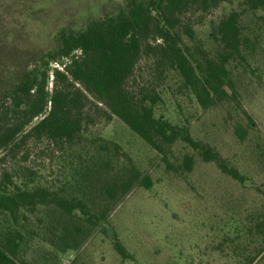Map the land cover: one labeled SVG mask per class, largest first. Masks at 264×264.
Instances as JSON below:
<instances>
[{"label": "rangeland", "instance_id": "1", "mask_svg": "<svg viewBox=\"0 0 264 264\" xmlns=\"http://www.w3.org/2000/svg\"><path fill=\"white\" fill-rule=\"evenodd\" d=\"M124 2L0 0V102L18 67L31 70L35 57L56 48L62 29L81 30ZM231 11L242 13L246 37L244 58L229 64L232 97L203 109L178 71L162 73L154 55L146 52L128 87L136 95L160 94L156 117L188 127L194 139L211 146L245 181L204 162L183 142L163 158L89 97L86 114L92 121L80 140L71 144L18 137L0 152V171L10 173L22 188L45 187L69 200L82 199L93 213L109 207L107 219L91 226L80 210L69 215L55 205L21 210L15 220L0 213V240L8 232L19 235L17 264H239L264 245V235L254 227L264 218V11L248 10L246 0H226L193 16L195 37L187 42L196 58L215 57L219 47L212 29ZM49 66L51 93L54 69L62 68ZM187 154L195 158L191 172L182 169ZM128 158L142 176L151 178L152 186L137 185L112 205L102 186L128 172ZM65 226L79 227L86 236L78 248L62 252L56 244ZM116 236L130 259L115 251ZM254 264H264V251Z\"/></svg>", "mask_w": 264, "mask_h": 264}, {"label": "trees", "instance_id": "2", "mask_svg": "<svg viewBox=\"0 0 264 264\" xmlns=\"http://www.w3.org/2000/svg\"><path fill=\"white\" fill-rule=\"evenodd\" d=\"M224 1L125 0L115 11L91 20L81 30L62 29L56 48L34 56L31 70L19 66L16 78L7 87L9 94L0 102V152L18 137V141L46 138L57 143L77 142L92 121L86 114L91 97L163 158H167L169 148L183 142L197 151L204 162H213L224 174L244 182L245 177L237 168L227 164L211 146L194 139L188 127L156 117L154 107L161 101L160 94L136 95L128 87L138 61L146 52L154 55L155 66L162 73L168 69L178 71L203 109L232 97L228 92V88H234L229 64L245 56L242 13L231 11L213 27L211 36L219 47L215 57L196 58L187 42L195 37L193 16L217 8ZM246 3L248 10L264 11V0ZM51 63L62 69H54L55 86L50 93L47 88ZM241 131L237 130L243 139ZM128 159L131 163L128 172L102 186V193L112 205L137 185L147 189L152 186L151 178L142 176ZM194 165V156L185 155L182 169L191 172ZM44 205H55L69 215L80 210L91 226L106 220L110 211L107 207L93 213L82 199L69 200L45 187L22 188L13 182L10 173L0 171V213L15 220L21 210L33 212ZM254 227L264 235V218ZM18 236L8 232L0 240V264H17ZM85 236L79 227L65 226L60 244L56 245L62 252L76 249ZM114 249L123 260L132 257L117 236ZM263 251L264 245L239 264H254Z\"/></svg>", "mask_w": 264, "mask_h": 264}]
</instances>
